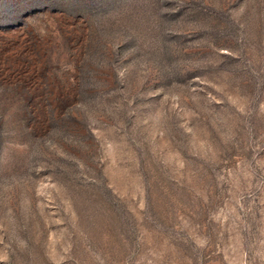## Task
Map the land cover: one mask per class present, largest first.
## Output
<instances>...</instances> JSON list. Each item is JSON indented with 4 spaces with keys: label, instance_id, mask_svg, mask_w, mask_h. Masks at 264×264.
Wrapping results in <instances>:
<instances>
[{
    "label": "rangeland",
    "instance_id": "obj_1",
    "mask_svg": "<svg viewBox=\"0 0 264 264\" xmlns=\"http://www.w3.org/2000/svg\"><path fill=\"white\" fill-rule=\"evenodd\" d=\"M0 264H264V0H0Z\"/></svg>",
    "mask_w": 264,
    "mask_h": 264
}]
</instances>
